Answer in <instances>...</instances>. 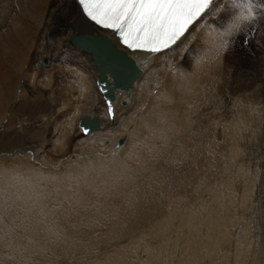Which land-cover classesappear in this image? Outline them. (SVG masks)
Masks as SVG:
<instances>
[{
    "label": "bare ground",
    "instance_id": "bare-ground-1",
    "mask_svg": "<svg viewBox=\"0 0 264 264\" xmlns=\"http://www.w3.org/2000/svg\"><path fill=\"white\" fill-rule=\"evenodd\" d=\"M239 14L215 0L148 54L74 0H0V264H264V162H244L264 134V13L225 49ZM82 32L140 69L111 121L89 53L69 43ZM82 115L102 127L75 140Z\"/></svg>",
    "mask_w": 264,
    "mask_h": 264
},
{
    "label": "snow or ice",
    "instance_id": "snow-or-ice-1",
    "mask_svg": "<svg viewBox=\"0 0 264 264\" xmlns=\"http://www.w3.org/2000/svg\"><path fill=\"white\" fill-rule=\"evenodd\" d=\"M85 15L104 29L118 35L121 44L133 53L157 54L185 36L190 27L213 6L214 0H78ZM240 14L234 17L222 47L230 46L246 24L255 22L264 13V0H231ZM245 9L247 15L244 14ZM245 43L248 38L245 36ZM106 89H101L105 91ZM109 115L112 106L108 104ZM81 130L87 135L91 129L84 121Z\"/></svg>",
    "mask_w": 264,
    "mask_h": 264
},
{
    "label": "water",
    "instance_id": "water-1",
    "mask_svg": "<svg viewBox=\"0 0 264 264\" xmlns=\"http://www.w3.org/2000/svg\"><path fill=\"white\" fill-rule=\"evenodd\" d=\"M79 38H75L72 39V41L77 44ZM102 43H104V47L106 48V50L111 51L110 56L115 58L116 56H120L119 52H117L115 49L110 48L109 44L105 41H103ZM96 56V55H95ZM108 59V62H105L107 67H102V68H106L107 71H109V77L112 78V81H107L106 80V76L103 74V70L99 69V76L97 78V86L99 87L100 91L101 89H106L105 91H101V94L103 96V98L106 101V104L108 106L109 102L113 99V90H120V89H126L128 87L129 84V79L125 80L123 79L122 76V70H123V66H128L127 63L120 61L121 64L117 63L114 59ZM95 61H98L97 57H94ZM110 66V67H109ZM135 71V70H133ZM132 78V75L130 77V79ZM84 121L88 124L89 128L91 129V131L95 130L98 128V120L96 117H91L89 118L88 116H84L81 117L78 120V126L80 128H82V124L81 122ZM121 140H118L117 144H120Z\"/></svg>",
    "mask_w": 264,
    "mask_h": 264
},
{
    "label": "rangeland",
    "instance_id": "rangeland-1",
    "mask_svg": "<svg viewBox=\"0 0 264 264\" xmlns=\"http://www.w3.org/2000/svg\"><path fill=\"white\" fill-rule=\"evenodd\" d=\"M257 37V36H256ZM252 38H253V40H252ZM263 39H264V36H263ZM251 40H252V43H250V46L251 47H253L252 45L254 44V42L253 41H255V36L254 37H251ZM41 61V60H40ZM43 66H45V65H43ZM257 84V83H256ZM254 85V87H255V89H257L258 87V84L257 85ZM260 86H261V96H262V98L264 99V79H263V81L259 84ZM99 102L101 103V112H102V105H103V103H102V99L100 98V100H99ZM104 106V105H103ZM58 123H61V121L60 120H58ZM107 124H109V122L107 123ZM264 131V130H263ZM72 137H73V139H75V140H79L80 138H82V137H85L84 135H82L80 132H78V131H76L73 135H72ZM261 138V139H260ZM123 139V138H122ZM74 140V142H71L70 144H68L66 147H65V151L67 152V153H70V152H72V150L74 149V143L76 142ZM251 151H253V154H255V157L254 156H251V155H249L248 156V159L247 158H244V162H246L247 161V163H245V165H247V164H251V163H253L251 166H250V168L252 169V167H253V165H254V162L255 161H257V163H263L264 162V134H261L258 138H257V142H253V144H252V146H251ZM254 150H255V153H254ZM46 151V153H45V155H49V157H51V158H53L54 157V159H61V158H64V157H66L67 156V153H65L66 155H63V156H59V158L56 156V155H58V153H54V155L52 154V153H50V151H51V145H47L46 146V148H45V150H44V152ZM64 154V153H63ZM53 155V156H52ZM59 155H61V154H59ZM257 155V156H256ZM251 156V157H250ZM61 157V158H60ZM256 158V159H255ZM258 159V160H257ZM246 160V161H245ZM249 161V162H248ZM253 161V162H252ZM262 167V168H261ZM264 171V165L263 166H259V171H258V179H259V177L261 176V173ZM239 190H241V189H239Z\"/></svg>",
    "mask_w": 264,
    "mask_h": 264
}]
</instances>
